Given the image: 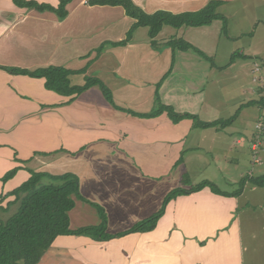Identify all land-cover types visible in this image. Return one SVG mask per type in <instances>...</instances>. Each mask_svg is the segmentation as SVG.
I'll return each mask as SVG.
<instances>
[{"label": "crops", "instance_id": "obj_1", "mask_svg": "<svg viewBox=\"0 0 264 264\" xmlns=\"http://www.w3.org/2000/svg\"><path fill=\"white\" fill-rule=\"evenodd\" d=\"M27 1L54 7L60 2ZM132 1L148 14H181L199 11L212 0ZM217 1L227 26L231 18L233 27L243 26L245 20L236 17L241 16L254 25L259 21L264 28L262 18L248 17L264 7V0ZM67 9V18L59 20L54 13L0 0V65L31 71L49 66L71 71L89 67L91 75L111 88L121 108L147 114L162 103L178 113L196 115L202 122L227 124L224 129L202 128L192 119L176 124L167 113L149 119L134 116L115 109L99 86L70 102L73 97L48 91L44 79L0 69V196L27 181L29 169L53 175L73 173L85 200H76L70 211V229L99 226L100 212L94 207L99 205L108 217L107 233L115 235L157 213L168 193L184 185L190 170L212 169L215 178L202 172L199 182L234 185L246 177L239 158L251 154L256 136L248 125L251 107L264 104V87L255 81L264 77V49L253 42L255 33L253 41L240 48L235 44L247 32L230 29L225 34L222 20L200 27L166 25L156 38V48L149 28L139 27L127 45L116 46L135 23L123 7L74 0ZM171 39H182L194 49L164 46ZM72 79L84 83L83 75ZM141 82L148 85L137 87ZM225 93L232 98L228 100ZM235 154L237 158L232 157ZM14 168H19L18 173L4 184L1 178ZM192 182L190 177L185 189ZM13 200L0 203V218L7 219L16 209L5 211ZM239 200L240 196L205 188L171 201L151 232L109 241L60 236L39 264H244L242 230L234 217Z\"/></svg>", "mask_w": 264, "mask_h": 264}, {"label": "trees", "instance_id": "obj_2", "mask_svg": "<svg viewBox=\"0 0 264 264\" xmlns=\"http://www.w3.org/2000/svg\"><path fill=\"white\" fill-rule=\"evenodd\" d=\"M74 0H60L59 5L54 7L46 3L27 0H13V3L22 9L35 10L40 13H54L59 20H64L69 15L68 5ZM91 6H121L125 9L127 16L135 20L134 25L128 31L126 39L114 43L116 46H125L129 43L133 33L139 27H148L152 45L158 47L156 38L164 26L181 28L183 26L200 27L210 25L215 20H222L224 29L227 26L226 17L219 13L221 1L212 0L203 9L196 12L174 14L167 11H158L148 14L138 7L132 0H87ZM173 50L187 51L193 47L182 39H171L164 44ZM194 49V48H193ZM101 51V48L99 49ZM196 50V49H195ZM202 57L212 61L202 52L196 50ZM236 56V55H235ZM234 56V57H235ZM0 69L12 75L29 76L45 80L48 91L65 97L79 96L92 88L99 86L104 97L117 110L127 112L141 118H155L167 113L174 123H180L184 119H192L196 127H225L224 121L202 122L196 115L181 114L172 107L159 104L157 110L147 114H138L119 107L113 99L111 90L104 82L89 73V67L71 71L61 66H49L34 71L19 67H6L0 65ZM75 75H83L84 83L76 84L73 81ZM161 83L157 85L160 87ZM262 114V113H261ZM19 168L7 172L1 181L6 184L18 173ZM30 177L19 187L7 194L0 196V203L7 198L14 197L13 201L7 203L5 211L13 213L7 218H0V264H39L47 254L55 240L60 236H88L97 241H109L132 233H146L156 229L158 222L165 215L168 204L176 198L199 192L210 188L214 193L228 197H239L244 191L247 181L250 180L254 187H264V174L260 176L248 175L240 183V189L236 192L226 193L219 190L212 182L202 181L193 185L190 189L182 187L173 189L165 197L162 208L149 218H146L131 229L119 234H108V217L105 209L95 205L101 217V224L95 227H83L77 230L70 229V211L75 207L76 200H85L80 192V180L73 173L53 175L47 172H35L28 170ZM184 185H188L187 177L183 178ZM1 208V207H0Z\"/></svg>", "mask_w": 264, "mask_h": 264}, {"label": "rangeland", "instance_id": "obj_3", "mask_svg": "<svg viewBox=\"0 0 264 264\" xmlns=\"http://www.w3.org/2000/svg\"><path fill=\"white\" fill-rule=\"evenodd\" d=\"M228 14H230L232 16L234 15V14H232V12H230ZM256 16H257V18H260V19L262 18L263 24H264V7H262L261 9H258L257 11H253V13H248V17L255 18ZM236 17L238 19H244L245 23L243 24V26H241L239 28H235L232 26L233 24H232V18H231L229 20V26L230 27L227 26V28H226L227 32H225V34H227L228 31H230V29H232V31H236V32H241V31L245 30L247 32V33H245L246 35L245 34L241 35L240 41L237 42L235 45L240 47V48H246L247 45L250 44L249 42L253 41L252 40L253 36H251V34L255 33L254 34L255 38H254L253 42H255L256 45L258 43L260 48L264 49V28L262 27V25H260V22L258 21L257 22L258 25H254V23H252L253 20L251 21V23H248L246 21L245 17H241V16L240 17L236 16ZM247 25H249V26H247ZM249 33H250V35H249ZM239 50H241V49H239ZM127 80H129V79H127ZM104 84L111 90V88L105 82H104ZM147 85H148V82H141L140 84H138L137 87L147 86ZM111 92H112V96H113L114 101H116L115 94L113 93L112 90H111ZM226 96H227L228 100L232 98L231 94H226ZM155 101H156V97H155ZM153 104H155V103H153ZM146 109H149V108L147 107ZM152 110H155V106H152ZM263 111H264V104L255 103L251 107L252 117H251V119H249L248 125L250 126V128L254 127V131H253L254 135L256 132L255 126L257 123V121H255V120H256V118H258L260 116V114ZM219 129H224V128L219 127ZM263 139H264V137H263ZM204 149H207L206 145L204 146ZM261 156H262L263 161H264V148L262 149V155ZM232 157L237 158V155L236 154L232 155ZM239 159L241 160L240 169H243L242 171L246 173V174L244 173L243 176L247 177L249 175V173L252 171L254 172L255 176H260V175L264 174V164L261 166L253 167V165H252V162H253L252 152H251V154H246L245 156H243L242 158L240 157ZM244 169H245V171H244ZM198 172H200V171H198ZM198 172H193L190 170L188 173H186L187 179H190V177H191V179L195 181V183L194 182L191 183V186L198 185L199 183H201V181L199 182L197 180L202 175V172H203V174H208L212 178H215L213 175V171L210 167L204 169L200 173H198ZM236 174H237V172H236ZM241 179L242 178H239V181ZM182 183H184V182L182 181ZM251 183L252 182H250V180L247 181L246 187H245L244 191L242 192V194L240 195L239 208L234 213V217H236L239 220L241 230H242L241 249H242V258H243L244 264H264V187H254V185ZM16 184L19 185L20 183H16ZM213 184L219 190L236 192L237 190L240 189L241 183L238 182L234 185H232V184L226 185L227 183H213ZM179 187L185 188L184 185H182V186L180 185ZM94 207L98 210V208L96 206H94ZM93 227H95V226H93ZM120 233H122V232H120ZM83 237H88V236H83ZM215 240H217V236L215 237Z\"/></svg>", "mask_w": 264, "mask_h": 264}, {"label": "built area", "instance_id": "obj_4", "mask_svg": "<svg viewBox=\"0 0 264 264\" xmlns=\"http://www.w3.org/2000/svg\"><path fill=\"white\" fill-rule=\"evenodd\" d=\"M256 73L261 75V68L259 65H256L255 67ZM256 82L260 81L262 86L264 87V77L261 76L259 79H255ZM256 136L251 144V152H252V165L253 167L261 166L264 164L263 158H262V146H263V137H264V111L259 116L256 126ZM254 172H250L249 175L252 176Z\"/></svg>", "mask_w": 264, "mask_h": 264}]
</instances>
